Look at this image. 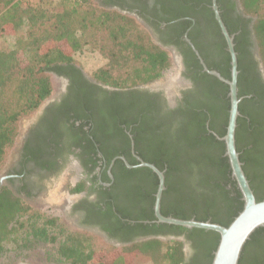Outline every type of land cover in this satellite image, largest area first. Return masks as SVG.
Here are the masks:
<instances>
[{"label": "trees", "instance_id": "1", "mask_svg": "<svg viewBox=\"0 0 264 264\" xmlns=\"http://www.w3.org/2000/svg\"><path fill=\"white\" fill-rule=\"evenodd\" d=\"M118 1L102 0L99 4L96 0H58L52 7L37 8L26 0H0V35L6 31L19 33L27 27L24 40L13 47L0 45V169L15 145L20 121L52 95V75L82 79L83 68L76 63L75 54L85 47L97 48L105 60L92 71V78L117 88L153 82L172 68L171 53L155 43L150 32L134 16L105 7ZM196 1L200 0H173L174 4L168 8L170 17L166 18L167 21L193 16L197 18V23L204 25L208 18L205 31L210 32L209 24L213 21L212 25L220 33L213 11L197 10L193 6ZM240 3L244 14L249 16L248 20L241 19L247 22L253 20V31L264 67V0H240ZM222 16L229 31L236 32L238 25L234 23L231 27L224 12ZM190 24L188 19L178 22L182 32ZM199 30L189 34L197 48L202 46L197 42ZM249 34V29L244 27L235 38L240 71L239 95L245 96L240 110L248 115L250 112L246 111V105L251 102L248 95L254 92L253 86L246 82L251 66L244 64ZM217 42L225 64L215 67L230 78V55L225 51L223 35ZM246 43L247 46H244ZM189 65L196 71L192 77L198 86V95L187 99L185 107L180 110L182 120L170 140L157 133L150 139L148 150H143L140 155L161 170L166 169L167 189L163 200L167 198L170 205L163 208L162 204L164 215L183 219L195 217L228 226L243 209L244 201L237 181L232 177L229 158L225 155L226 144L211 130L220 136L226 133L229 87L217 77L201 73L198 59L194 58ZM256 121V117L253 118L252 122ZM250 128L248 118L239 117L237 149L257 200L261 201L264 200V154L260 146L264 141V127L257 131H249ZM135 132L138 133L137 128ZM106 156L110 162L115 154L107 153ZM138 163L136 159H131V164ZM114 172L116 179L136 183L128 187V196L145 193L151 199L149 209L131 215L135 225L123 224L127 225V229L141 235L186 233L203 255L204 263H212L213 252L220 241L218 232L145 222L156 219L152 204L159 178L151 169H130L119 159L115 162ZM120 237L129 241L133 235ZM46 244L52 246L47 248L44 256L49 260L57 258L62 264H133L138 256L147 259L149 264L184 262V243L176 239L164 241L150 238L126 245L117 254L106 255L94 248L93 236L89 232L71 229L59 217L34 208L7 186L1 187L0 254L7 264L27 258L30 250L35 252ZM240 264H264V227L256 230L246 243Z\"/></svg>", "mask_w": 264, "mask_h": 264}, {"label": "flooded vegetation", "instance_id": "2", "mask_svg": "<svg viewBox=\"0 0 264 264\" xmlns=\"http://www.w3.org/2000/svg\"><path fill=\"white\" fill-rule=\"evenodd\" d=\"M217 3L221 16L224 12L228 24L231 27L234 23L238 25L236 32L231 33L222 16L228 31L234 35L235 45V38L244 27L250 31L249 44L244 45L248 49L244 64L251 66L246 82L253 86L254 92L248 95L251 102L246 105V111L250 114H243L240 110L239 117L248 118L251 126L249 131H257L260 127L263 129L264 67L253 31V20L246 21L249 16L244 14L240 0H217ZM173 4V0H119L115 5L105 6L134 16L150 32L154 42L171 53L172 68L160 79L128 88L97 82L84 69H81L82 79L56 75L62 80L61 87L57 91L54 89L52 95L20 125L21 131L15 145L6 164L0 169V177H4L0 188L7 186L16 196L35 208L41 207V210L50 213L60 211L62 215H53L63 218L65 223L76 229L96 232L111 245L123 248L150 238L164 241L176 239L184 243L182 264H205L203 255L193 246L186 233L141 235L123 225H135L136 221L131 215L149 209L151 199L145 193L128 196V187H133L136 183L116 179L114 172L115 162L119 159L130 169L145 167L140 166L138 157L144 160L140 154L143 150H148L150 139L156 137L157 133L164 134L170 140L182 120L180 110L185 107L187 99L198 95V86L192 77L196 71L189 65L194 58L202 66L201 73L217 77L204 69L188 41L187 38L195 45L189 35L191 31L200 29L197 42L202 46L195 47L206 65L217 71L219 70L215 66L225 64L222 49L217 46V41H221L223 35L225 51L230 55L228 79H231V54L227 39L216 19L213 0L196 1L193 6L200 11H213L221 34L212 25L213 21L209 24L210 32L205 31L204 25L208 18L204 25L197 23V18L193 16L167 21L166 18L170 17L168 8ZM242 17L246 20L241 19ZM187 19L191 24L182 32L178 22ZM224 83L229 87L227 97L231 108L230 86ZM239 97L240 109L245 96ZM255 117L258 121L252 122ZM260 147L264 154V141ZM107 153L115 154L110 162ZM131 159H136L139 163L131 164ZM262 162L264 167V157ZM162 171L165 174L166 169ZM156 193L152 204L155 217ZM162 204L163 208L168 207L170 201L167 198L163 200L162 197L163 214ZM145 222L161 224L157 218ZM120 235H133V238L123 240Z\"/></svg>", "mask_w": 264, "mask_h": 264}, {"label": "water", "instance_id": "3", "mask_svg": "<svg viewBox=\"0 0 264 264\" xmlns=\"http://www.w3.org/2000/svg\"><path fill=\"white\" fill-rule=\"evenodd\" d=\"M213 3L216 19L227 39L228 48L231 54V79L224 77L217 70L210 69L206 65L203 57L195 45L189 38L187 39L199 56L204 69L210 74L217 76L220 80L228 83L230 86L229 94L231 98V108L227 130L224 136H220L216 132H214V134L226 144L225 155L229 158L232 169V177L237 181L238 187L242 193L244 207L228 226L212 222L211 220L201 221L196 218L183 219L172 215L166 216L161 213V201L163 192L166 189L164 171L159 169L155 164L147 162L141 157L138 158L140 160V166L149 167L159 177V186L156 193L155 203V215L157 221L159 223H167L185 228H200L218 232L220 234V241L216 250L213 252V260L211 264H240L241 255L246 243L251 239L256 230L264 227V200H257L254 190L243 168L244 163L240 159V152L237 149L236 128L238 125V117L241 115L239 109L241 98L238 94V53L235 49L234 35L230 34L222 19L217 0H213ZM128 166L131 167L130 164H128ZM3 179L4 177H0V184L3 182Z\"/></svg>", "mask_w": 264, "mask_h": 264}, {"label": "rangeland", "instance_id": "4", "mask_svg": "<svg viewBox=\"0 0 264 264\" xmlns=\"http://www.w3.org/2000/svg\"><path fill=\"white\" fill-rule=\"evenodd\" d=\"M26 1H28L32 6H35L37 8L52 7L58 2V0H26ZM101 1L102 0H96V3L98 2L99 4H101ZM26 29H27V27L22 28L19 31V33H14L13 31L4 32V34L0 35V45L6 46V47L7 46L8 47L15 46L20 40H24V39H22L23 37H26V35H27ZM75 60H76V63L79 64L84 69V71L89 75H91L92 71H94L99 66H101L103 64V62L105 61L103 56L101 55V53L98 51V49L93 47V46H87L81 52L76 53L75 54ZM52 82H53L54 89L56 91L62 85V80L54 74L52 75ZM28 116H26L25 118H27ZM25 118H23L20 121L19 133L21 131V126L23 125L22 123L25 120ZM12 149H11V151H12ZM11 151H10V153H11ZM10 153H9V155H10ZM40 208H37V209L41 210ZM41 211H43V210H41ZM43 212H45L49 215H52V216H55V215H53L55 213L56 214L60 213L59 215H62L61 212L58 210L51 211V213H50V211H48L49 213L46 211H43ZM59 218H60L61 222L64 223V219L61 217H59ZM68 226H70L71 229L74 228L71 225H68ZM74 229H76V228H74ZM78 230H81V229L78 228ZM87 232L92 234L93 245H94V248L97 249V251H102L106 255H109V256L112 255L113 253L117 254L119 252H122V247L111 245L103 237L98 235L96 232H94V231H87ZM51 246H52L51 244L50 245L46 244L44 247H41V248L39 247V249H36L35 252H32L30 250V252H29L30 255L27 258L18 259L13 264H60V263L62 264V262L58 261L57 258H51L50 259L51 261H50L48 258H46L44 256V253L46 252L47 248H51ZM9 250H11V249H9ZM6 252H7V250H6ZM9 252L10 251H8V253ZM6 261L7 260L4 258V256H2L0 254V264H7L8 262H6ZM133 262H134L133 264H149L147 259H143L140 256L135 258Z\"/></svg>", "mask_w": 264, "mask_h": 264}]
</instances>
